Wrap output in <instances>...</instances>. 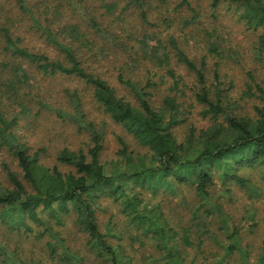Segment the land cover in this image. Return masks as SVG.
I'll list each match as a JSON object with an SVG mask.
<instances>
[{
	"label": "clouds",
	"instance_id": "obj_1",
	"mask_svg": "<svg viewBox=\"0 0 264 264\" xmlns=\"http://www.w3.org/2000/svg\"><path fill=\"white\" fill-rule=\"evenodd\" d=\"M0 264H264V0H0Z\"/></svg>",
	"mask_w": 264,
	"mask_h": 264
}]
</instances>
